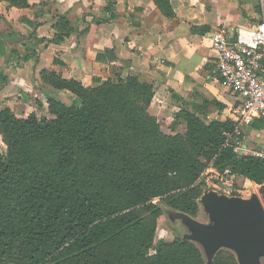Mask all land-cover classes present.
Returning <instances> with one entry per match:
<instances>
[{
  "label": "trees",
  "instance_id": "obj_1",
  "mask_svg": "<svg viewBox=\"0 0 264 264\" xmlns=\"http://www.w3.org/2000/svg\"><path fill=\"white\" fill-rule=\"evenodd\" d=\"M152 1L173 16L169 0ZM53 29L56 44L73 32L65 17ZM38 77L52 118L0 109V264H206L200 248L181 238L153 245L161 206L194 219L208 167L259 186L264 196V164L234 152L225 136L234 130L230 121L207 123L195 108H182L173 122H183L184 133L166 135L148 113L152 86L137 77L95 87L54 71ZM211 264L237 261L221 250Z\"/></svg>",
  "mask_w": 264,
  "mask_h": 264
},
{
  "label": "crops",
  "instance_id": "obj_2",
  "mask_svg": "<svg viewBox=\"0 0 264 264\" xmlns=\"http://www.w3.org/2000/svg\"><path fill=\"white\" fill-rule=\"evenodd\" d=\"M27 3L28 8L17 9L0 0V109L20 118L31 113L52 118L38 87L39 72L47 70L84 87L117 76L137 77L152 86L148 113L158 122L164 118L166 126L180 108H195L207 122L214 117L234 124L235 98L220 84L211 35L253 30L262 18L258 0H169L171 18L162 16L152 0ZM59 17L68 20L73 32L56 44L50 40ZM10 34L14 38H5ZM55 92L63 101L72 98L66 91ZM200 102H206L207 110L197 109ZM242 132L244 155L264 148L261 120Z\"/></svg>",
  "mask_w": 264,
  "mask_h": 264
},
{
  "label": "water",
  "instance_id": "obj_3",
  "mask_svg": "<svg viewBox=\"0 0 264 264\" xmlns=\"http://www.w3.org/2000/svg\"><path fill=\"white\" fill-rule=\"evenodd\" d=\"M197 203L207 223L169 209L162 211L171 224L179 222L185 228L182 241L197 245L206 264H211L221 250L231 252L237 264H263L264 208L256 194L243 198L210 190Z\"/></svg>",
  "mask_w": 264,
  "mask_h": 264
},
{
  "label": "built area",
  "instance_id": "obj_4",
  "mask_svg": "<svg viewBox=\"0 0 264 264\" xmlns=\"http://www.w3.org/2000/svg\"><path fill=\"white\" fill-rule=\"evenodd\" d=\"M258 7L262 18L253 30H238L235 34L222 30L211 35L220 84L235 98L231 111L235 127L230 135L225 136L231 139L238 155H244L242 128L250 126L256 119L264 125V0H258ZM250 156L264 164V148L251 152ZM224 174L230 173L225 170ZM215 189L217 192L224 190L227 196H236L226 185Z\"/></svg>",
  "mask_w": 264,
  "mask_h": 264
},
{
  "label": "rangeland",
  "instance_id": "obj_5",
  "mask_svg": "<svg viewBox=\"0 0 264 264\" xmlns=\"http://www.w3.org/2000/svg\"><path fill=\"white\" fill-rule=\"evenodd\" d=\"M64 101L65 102H69V101H67L65 99H64ZM197 109L200 112H203L204 110H207L206 102H204L202 104L200 102V104H198V108ZM178 111H175V112H178ZM202 119H204V118H202ZM212 120H215V118L212 117L211 121ZM204 121L207 122L208 120L204 119ZM164 122H165L164 118L159 121L161 131L164 134L170 135L172 133H179V134H183L184 133L185 126H184L183 122H178V121H174L173 122L172 121L173 122V123L171 122L172 125H169V126H166L164 124ZM241 132H242V130H241ZM242 136H243V132H242L241 137ZM241 141H242V139H241ZM4 152H5V146L3 145L2 141H1V138H0V155L4 154ZM203 182H204V184L202 186V194L205 191H210V190H214V191L217 192V190L215 188L217 186H219V184L222 185V186L226 185V186L230 187L232 195H236V196H241L243 198H247L249 194H253V193L256 194L258 196L263 208H264V196L260 193L259 186L255 185V184L252 185V184L248 183V181H246L245 179H243L241 177L232 176L230 174L229 175H225L224 173L220 174V173L214 172L213 169L208 167L207 168V174L203 178ZM218 193L219 194H225L224 190H219ZM161 208L164 209V210H167V208L165 206H161ZM194 219L197 220L198 222H201V223H207V217L203 213L202 207L199 204H198V212H197V215L195 216ZM184 234H186V230L179 222L171 224L168 221V219L165 216V214H163L157 220V227H156V232H155L153 245L155 246L159 241L171 242V241H173L175 239H180ZM153 253L154 252L152 250L149 252L150 255H152ZM262 263L264 264V260H263Z\"/></svg>",
  "mask_w": 264,
  "mask_h": 264
}]
</instances>
